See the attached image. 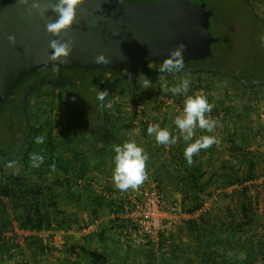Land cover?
Listing matches in <instances>:
<instances>
[{
    "label": "trees",
    "instance_id": "1",
    "mask_svg": "<svg viewBox=\"0 0 264 264\" xmlns=\"http://www.w3.org/2000/svg\"><path fill=\"white\" fill-rule=\"evenodd\" d=\"M122 1L134 3L152 0ZM205 4L206 8L211 10L207 7V3ZM221 42L222 39L219 38L217 42L212 43L211 56L185 62L183 72L180 73L195 74L196 80L193 83V89L198 92L203 91L209 102L214 105L210 116L217 120L218 126L215 129L220 130L223 136L221 151L215 142L207 149H201L197 154H194L193 162L189 164L184 157L186 143L174 124L175 116L179 113V109L183 108L185 96L174 95L171 90L168 94H164L175 102L173 109L169 106L166 111H162L165 101L159 98L156 93L148 92L143 97L148 102L146 107L152 105L151 110L156 114L154 123H159L161 127L166 126L173 135L180 136L175 145L157 144L154 136L147 133L150 122L148 120L141 122V131L144 137H142L143 141L137 143L149 155L145 181L156 183L159 193L164 197L166 195V199H168V194L165 191L169 192V195L180 193L184 210L192 217L186 221L190 239L182 243L183 245L179 242L175 243L165 232L159 233L157 242L144 236L140 243L144 251L139 252V258L142 259H135L132 264H181L180 257L185 256V252L191 248L190 244L188 245L189 242H194L196 247L193 254L185 258L186 264H264V232L259 231L258 223L260 221L258 222L257 219L260 202L259 197L254 195V188L258 190L255 182L262 178L260 184L264 185V157L258 150L247 148L243 144L249 133L250 135H259L264 132L259 125L256 126L255 131L248 127L256 107L255 101L258 100L255 94H258L257 89L264 82V71L259 66V74L255 77L252 75L240 77L231 69L223 67L218 60L219 56H217L220 55V52L218 48L215 52L214 48L216 43ZM225 42L229 43L226 40ZM228 49L229 45L227 44L224 50L228 51ZM161 66L162 62H153L148 66L99 67L89 70L61 66L41 68L25 76L6 100L0 99L1 104L12 97L17 103L16 110L20 113L21 121L28 126L27 136L19 148L21 155L17 159L18 164L16 161L18 168L9 173L6 168L8 162L5 156H0V255L8 256L7 258L11 259L15 254L12 251L13 248L15 247L17 251L21 249L17 239L14 242L13 237L6 236V230L12 222L18 229L36 232L59 229L82 230L83 227L78 223V220L71 217L69 210L62 206L69 201L75 202L79 211L81 209L87 213L90 223L98 221L106 214H113L114 217L101 224L100 229L96 232L101 241L106 243L110 241L115 246L119 243L120 238L124 239V227L131 223L130 219L126 217V213L128 208L133 205L132 195L137 191L129 189L121 192L101 184L103 190L94 189V177H90V172L94 167H99L100 163H104L97 157L102 154L110 153L108 162L111 161V166H113L114 145L131 140V137L122 136L117 121L121 117L116 118L112 113L102 109L107 102L108 95L103 102L96 100L93 112L90 111L86 102H78L79 107L77 96L86 86L96 88L98 93L99 90L109 93L116 84L120 86L127 77L130 79L140 78L141 83L146 81L145 78H148V80H152L149 82L150 86H154L156 85L155 79L161 73L159 71ZM78 70L83 73L78 74ZM41 71L46 73L44 82L60 77L65 78L68 82L69 95L66 107L71 119L65 120L63 117L59 118L51 113L43 124L24 120L23 115L27 113L29 103L35 102L34 99L37 97L36 93L30 89L40 84L38 82L40 79L30 81L36 73ZM217 73L230 75L240 83L241 91L238 94V99L245 101L243 108H238L229 91L221 98L219 88L216 87L215 92L211 90L213 87L209 77ZM251 87H254V92ZM231 100L233 103L229 104L228 102ZM50 104H53L52 100H50ZM176 105H178V109H176ZM142 110L143 114H146L145 109ZM158 114H160L161 120L158 119ZM76 116L78 118L75 120ZM136 117L137 110L131 115V121L123 123L121 128L128 130L134 127ZM104 120L107 122L105 129L101 127V121ZM79 126L92 128L93 136L88 139H80V135H78L80 132L76 131ZM215 129L212 133H207L205 130L197 128L196 133L201 131L208 135H214L215 140H218ZM56 130L57 133H55ZM196 133L194 139L199 138ZM37 135L44 137L43 144L35 143L34 138ZM78 139L79 141L84 140L90 148L78 150L76 148L79 145ZM72 145L74 146L72 147ZM90 151L92 157L96 158L95 161L90 159ZM30 153L43 155L44 159L39 167L31 165ZM53 169H56L60 176L55 177L50 184L42 183L40 181L42 177ZM100 182L98 181V183ZM76 185H82V191L87 192L86 200L83 199L80 191L75 190ZM231 187L233 189L229 191ZM138 188L144 193V183ZM215 193L220 200L227 202L228 213L222 220L219 215L213 217L207 212L208 210L200 212ZM137 198H141L138 193ZM232 204L235 205L234 208ZM197 213L198 215L195 216ZM260 225L264 227V222H260ZM125 241L127 244L121 264H131L129 256L135 251L132 247L134 242ZM180 242L182 241L180 240ZM28 245L29 248H32L30 255L32 260H26L25 263L48 264L47 257L51 250L43 244L40 237L30 240ZM241 252L244 253L242 257H240ZM111 253L116 252L113 249ZM99 256L91 249H82L81 258L84 264H107L108 260L105 257L102 261H97Z\"/></svg>",
    "mask_w": 264,
    "mask_h": 264
},
{
    "label": "rangeland",
    "instance_id": "2",
    "mask_svg": "<svg viewBox=\"0 0 264 264\" xmlns=\"http://www.w3.org/2000/svg\"><path fill=\"white\" fill-rule=\"evenodd\" d=\"M192 2H204L207 3V7L213 10L214 15L211 17L210 30L215 37L221 38L222 42L219 44H215V52L218 48L220 52L219 61L221 65L225 68L231 69L240 77H249L256 76L259 74V66L264 71V43L261 42V37L264 36V0H190ZM220 23V24H219ZM223 23V24H222ZM225 23V24H224ZM222 24V25H221ZM226 41L229 45L228 51L224 50L226 47ZM216 54V53H215ZM78 74H82L81 70L77 71ZM191 81L190 91L188 95L192 94H203V91H195L193 89V83L196 80L195 74L186 73ZM184 74H176V73H160L158 77L155 79L154 86H150V81L144 82L140 78H126L121 85L115 86L111 91H109L107 103L105 104V110L112 113L116 116V118L121 117L120 120H117L120 126V130L122 136H129L131 139H134L136 142L143 141L144 136H142V124L141 122L148 120L150 124L154 123V115L155 112L151 110V106H147V103L143 97L147 95L148 92L156 93L159 98L164 100V104L162 105V111H166V108L170 106L173 109V102L166 103L169 101V98L164 94H168L170 89L177 85L179 81L183 78ZM212 77V78H211ZM209 80L211 81V86L213 87L211 90L215 92V88H219L221 91V98L224 97L226 92H230L235 101L237 103L238 108H243L244 100L238 99V94L241 91V85L239 82L235 80L234 77L230 75H222L217 73L215 75H210ZM144 83V84H143ZM86 87H88L86 89ZM82 89V93H79L77 96V103H88V108L91 112L95 110L96 100L98 96V90L92 86H86ZM252 92H254V87H251ZM258 100L255 101L256 107L252 114V120L250 122V127L253 131L259 121L261 119L264 120V82L257 89ZM35 94V102H31L28 105V111L24 116V120H28L30 122H35L37 124H43L50 114H55L59 118L71 119L66 104L67 98L69 95V84L65 78L60 77L51 82L42 81L38 84V87L32 88ZM211 91V92H212ZM249 92V91H248ZM184 97V95H183ZM185 99V98H184ZM255 99V98H254ZM50 100L53 101V104H50ZM228 101V100H227ZM171 102V100L169 101ZM230 103H233L231 100ZM78 106L80 107L79 103ZM17 103L13 100L12 97L9 98L5 103L0 104V156L4 155L7 162L13 166H18L17 159L20 158L19 148L21 147V142L27 136L28 126L27 124H23V121L20 119V113L16 110ZM145 109V113L143 114V110ZM137 110V117L135 118V126L126 130L125 128H121V125L125 122L131 121V115L134 111ZM53 111V112H52ZM79 111V109H78ZM168 111V109H167ZM79 116V115H78ZM78 116L74 117L75 120ZM255 116V118H254ZM158 119L161 120L160 114L157 115ZM27 121V122H28ZM264 129V125L260 126ZM76 131L80 132L81 138H90L93 136V129L77 127ZM57 133V130L55 131ZM215 134V133H214ZM216 135V134H215ZM264 137V132L260 135H250L248 134L247 140L243 142L244 145L248 146L247 148L258 150L262 153L264 157V142L262 141V145L254 144V139ZM22 139V140H21ZM78 144L76 148L78 150L86 148H90L88 144L82 140H77ZM222 142V141H221ZM254 144V145H252ZM74 145H72L73 147ZM258 146H261L258 148ZM91 152V151H90ZM106 154H102L104 156ZM92 156V152H91ZM105 158V157H104ZM96 158H94L95 161ZM17 164H14L16 163ZM104 161V160H103ZM111 161L108 164H101L99 167L96 166L95 170L97 174L94 177L93 188L103 190L101 185L104 187H112L108 182L113 183L112 181V166ZM95 164H98L95 162ZM264 164V160H263ZM103 176H105L103 178ZM107 178L109 180H107ZM101 179V180H100ZM262 178L257 180L255 183L257 184L258 190L254 188V195L259 197V213L257 216L258 222H264V185H261ZM98 181H101L98 183ZM105 181V182H104ZM145 188L144 191L148 190L149 192L153 190L151 181H144ZM101 184V185H100ZM232 189V188H231ZM229 188V191H231ZM105 190V188H104ZM82 192V191H80ZM168 195V199H175L177 197L181 198L180 193L171 194L165 191ZM83 193V199H87V192ZM140 193V192H138ZM180 194V195H178ZM141 195V201L145 199V194ZM212 199H209L208 202L204 205L202 211L200 212H209L213 217H218L222 220L227 216L226 204L227 202L224 200H220L217 193L213 195ZM166 197V195H165ZM218 197V198H217ZM168 199H166L168 201ZM84 200V201H85ZM231 203V202H229ZM234 203V202H232ZM75 202H65L64 206H67V209H73ZM234 204L232 207L234 208ZM78 209V208H77ZM81 210V209H80ZM72 211V210H71ZM69 211V212H71ZM75 211V210H74ZM78 211V210H77ZM81 213L84 211L81 210ZM198 212V213H200ZM79 213V212H78ZM195 214V216L198 215ZM258 223V229L261 232H264V227ZM16 224L12 222L6 231H11L12 233L10 237H13V241H18L20 246V250L17 251L16 248H13L14 257L8 259V256L0 255V264H27L26 260L30 259L31 250L29 248L28 242L30 240L36 239V237H40L37 234H31V232L23 229H18V232L15 231ZM97 227V226H96ZM93 229V228H92ZM95 229V228H94ZM14 230V231H13ZM13 231V232H12ZM76 230H50L44 231L41 234H45L49 232L50 240H54L58 243L59 247L57 249H53V251L49 252V257H47L48 264H84L82 257V249L88 248L91 249L94 253L99 254L97 257V261H102L105 257L108 260L107 264H121L122 258L125 251V245L128 240L124 237V239L119 240L117 245H113V243L103 242L99 239V237L94 234V230L90 232L80 231V236L76 235L74 232ZM36 233V232H35ZM59 233V234H58ZM167 236L170 237L175 243L179 242L180 244L185 243L188 239H190V232L187 226L186 221L182 224L176 225L167 230ZM35 237V238H34ZM180 240L182 242H180ZM188 243V242H187ZM191 248L185 252V256L180 257L179 261L181 264H186L184 261L188 255H192L196 247L194 242H189ZM135 245V244H134ZM134 247V250L129 256V262L134 263L135 259L139 258L140 251H144L141 244H137ZM183 245V244H182ZM115 250L116 253H111L112 250ZM114 254V255H113ZM244 253H240V257H242ZM6 257V258H3ZM134 259V260H133ZM46 260V259H43ZM42 260V261H43ZM91 260V258H90ZM34 264V263H32Z\"/></svg>",
    "mask_w": 264,
    "mask_h": 264
},
{
    "label": "water",
    "instance_id": "3",
    "mask_svg": "<svg viewBox=\"0 0 264 264\" xmlns=\"http://www.w3.org/2000/svg\"><path fill=\"white\" fill-rule=\"evenodd\" d=\"M212 14L204 2L190 0H79L74 23L65 33L73 47L66 58L51 62L49 41L55 37L46 31L45 19L28 16L17 0H0V99L6 100L28 74L57 66L53 63L85 70L148 66L162 62L181 41L187 45L185 62L204 59L218 40L210 31ZM9 35H15V45ZM101 51L109 63H93Z\"/></svg>",
    "mask_w": 264,
    "mask_h": 264
},
{
    "label": "clouds",
    "instance_id": "4",
    "mask_svg": "<svg viewBox=\"0 0 264 264\" xmlns=\"http://www.w3.org/2000/svg\"><path fill=\"white\" fill-rule=\"evenodd\" d=\"M158 2L166 3L167 0H158ZM17 3L26 9L28 16L35 13L45 19L46 31L55 37L49 41L51 50L49 61L56 62L66 58L73 47V41L65 33L69 32L74 23L79 0H17ZM49 12H51L50 16ZM7 39L10 44H16L15 35H9ZM261 42L264 43V36L261 37ZM186 49L187 45L184 42L177 43L174 48L169 50L167 57L163 59L159 71L161 73H182L185 67ZM109 60V57L101 51L93 58V63L107 64ZM145 79L148 82V78ZM190 86V78L184 74L179 83L170 89L174 95L185 96L183 108L175 116L174 124L186 143L184 157L189 164L193 162L194 154H197L201 149L212 146L216 139L214 135H202L194 139L195 130L200 128L207 133H212L218 126L217 120L210 116L214 105L209 102L206 95H188ZM108 94L107 91L99 90L97 99L103 102ZM147 133L154 136L157 144L165 146L175 145L180 139V136L173 135L168 127H161L159 123L149 124ZM34 139L36 144L44 143L43 136L37 135ZM113 151L115 155L113 157L112 181L115 188L121 192L136 189L147 178L148 153L134 139L114 145ZM43 159V155L39 153L29 154V160L33 167H39Z\"/></svg>",
    "mask_w": 264,
    "mask_h": 264
},
{
    "label": "built area",
    "instance_id": "5",
    "mask_svg": "<svg viewBox=\"0 0 264 264\" xmlns=\"http://www.w3.org/2000/svg\"><path fill=\"white\" fill-rule=\"evenodd\" d=\"M171 100V102H169ZM166 103H172V98ZM174 104V103H173ZM169 105V104H168ZM178 105H176V109ZM182 109H179L181 111ZM153 190H139L132 196L133 205L128 208L126 217L131 222L127 227H124V237L130 241H133L135 245L140 244L143 241L144 236L152 241L157 242L160 232H167L168 229L182 224L189 220L192 215L188 214L181 203V198L177 197L172 200H166V198L159 193L156 183L153 185ZM140 192V193H138ZM138 194H145V199L141 201L137 198ZM84 230H86L84 228ZM14 231V230H13ZM12 231V232H13ZM15 231L18 232V227H15ZM30 232V230H27ZM61 231H63L61 229ZM11 231H6V236H10ZM36 232V231H35ZM44 231L36 232L43 241L44 245H47L51 251L59 247L58 243L54 240H50L49 232L41 234Z\"/></svg>",
    "mask_w": 264,
    "mask_h": 264
},
{
    "label": "crops",
    "instance_id": "6",
    "mask_svg": "<svg viewBox=\"0 0 264 264\" xmlns=\"http://www.w3.org/2000/svg\"><path fill=\"white\" fill-rule=\"evenodd\" d=\"M254 118H255V116H254ZM260 123H258L257 125H259V126H262V125H264V120L263 119H261L260 121H259ZM264 128V127H263ZM264 130V129H263ZM197 132V129L195 130V133ZM215 133H216V135L218 134V140H215V142H216V144H217V147H218V149H219V151H221V148L223 147V143L221 142V139H222V134H221V132H220V130H217V129H215ZM197 135H198V137H201L202 135H208L207 133H202L201 131H199L198 133H196ZM261 135V134H260ZM264 142V137H261V138H256V139H254V144H258V145H262V141ZM254 144H252V145H254ZM248 147V146H247ZM261 146H258V148H260ZM261 148H264V146L262 145V147ZM107 154V153H106ZM110 154V153H109ZM109 154H107V155H104V156H102V155H99V156H97L100 160L102 159V162H104L103 164H105V163H109L108 162V158L110 157V155ZM105 157V158H104ZM94 158L95 157H92V156H90V159L91 160H94ZM104 160V161H103ZM14 164H16V163H14ZM102 164V165H103ZM98 165V164H97ZM113 168H114V164H113V166H112ZM6 168H7V170H8V172L10 173V172H12V171H15L17 168H18V166H13V164L12 165H10L9 163L6 165ZM113 168H112V171H113ZM97 174V172H96V170H95V167L91 170V172H90V177H95V175ZM53 175V176H52ZM57 176H60V174H59V172L56 170V169H53L49 174H45L43 177H42V179L40 180L42 183H52L53 181H54V178L55 177H57ZM105 176H103V178H104ZM112 179V178H111ZM101 180V179H100ZM107 180H109L108 178H107ZM105 182V181H104ZM108 184H111V186H112V188H115V186H114V184L113 183H110V182H108ZM153 185V184H152ZM232 188V187H231ZM230 188V189H231ZM116 189V188H115ZM233 189V188H232ZM75 190H78V191H82V185H76L75 186ZM83 192V191H82ZM81 192V193H82ZM178 195H180V194H178ZM82 196H84L83 195V193H82ZM87 196H88V194H87ZM84 198V197H83ZM62 206L64 207V208H66L67 209V206L65 205L64 206V204H62ZM74 206H76V207H74L73 209H67V210H69V211H71L70 212V216L71 217H73V218H75V219H77L78 220V223L83 227L82 228V230H76L74 233L76 234V235H78V236H80V231H83L84 230V228L86 229V230H84V232L86 231H88V232H90L91 230H94V234H96V232L100 229V225L101 224H104L105 222H107L108 221V219H110V218H112V217H114L113 216V214H111V215H108V214H106V215H104L102 218H100L98 221H96V222H94V223H90L89 221H88V216H87V213H85V211L83 212V213H81L80 211H79V207H78V205L77 204H74ZM78 208V209H77ZM75 210V211H74ZM78 210V211H77ZM79 212V213H78ZM97 226V227H96ZM93 228V229H92ZM95 228V229H94ZM59 230H61V229H59ZM63 230V229H62ZM64 231V230H63ZM31 232V234L33 235H35V234H37V233H35V231H30ZM59 234V233H58Z\"/></svg>",
    "mask_w": 264,
    "mask_h": 264
},
{
    "label": "flooded vegetation",
    "instance_id": "7",
    "mask_svg": "<svg viewBox=\"0 0 264 264\" xmlns=\"http://www.w3.org/2000/svg\"><path fill=\"white\" fill-rule=\"evenodd\" d=\"M220 24V23H219ZM223 24V23H222ZM221 24V25H222ZM225 24V23H224ZM218 38V37H217ZM218 40H219V38H218ZM217 40V41H218ZM38 71V70H37ZM44 74H46L44 71H41V72H38V73H36L35 74V76L32 78V80L30 81V82H32L33 80H39L40 79V81H38L39 83H41L42 81H44L45 80V75ZM51 81H54V80H51ZM51 81H49V82H51ZM37 87H38V85H37ZM31 90V89H30ZM109 95V94H108ZM107 103V102H106ZM173 106H175V104H173ZM102 109L103 110H105V104L103 105V107H102ZM106 121L104 120V121H101V127L102 128H104L105 129V126H106ZM84 128H89V127H84ZM92 129V128H91Z\"/></svg>",
    "mask_w": 264,
    "mask_h": 264
}]
</instances>
